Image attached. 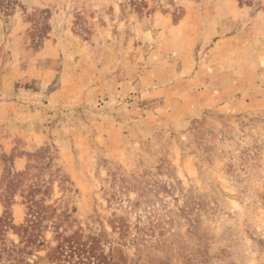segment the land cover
Returning a JSON list of instances; mask_svg holds the SVG:
<instances>
[{"label": "rangeland", "instance_id": "374dc122", "mask_svg": "<svg viewBox=\"0 0 264 264\" xmlns=\"http://www.w3.org/2000/svg\"><path fill=\"white\" fill-rule=\"evenodd\" d=\"M35 182L58 218L12 252ZM1 216L0 264H56L53 220L123 264H264V0H0Z\"/></svg>", "mask_w": 264, "mask_h": 264}, {"label": "trees", "instance_id": "16d2710c", "mask_svg": "<svg viewBox=\"0 0 264 264\" xmlns=\"http://www.w3.org/2000/svg\"><path fill=\"white\" fill-rule=\"evenodd\" d=\"M24 171H17V176H22ZM20 179L13 178L11 185L18 186ZM40 183H32L29 187V191L26 194L27 203V217L24 223L20 225L22 231L21 239L18 244L12 242L11 251L14 252L16 249L22 251L23 246H30L34 243L36 235L38 234L40 223L43 219H49L56 214V207L53 204H45L41 200L35 198L37 193H42ZM67 220V218H65ZM55 228V240L56 245L51 247L47 254L42 257V260L54 262L56 264H123V261L119 262L116 260L115 255L110 250L108 253L101 247V240L98 234L85 235L82 228L73 230L71 233L66 231H60V226L56 220L52 221ZM2 225L7 226V217H0V227ZM47 227V225L43 226ZM114 229L116 226H113ZM119 228L123 230L122 235L129 229L123 228L119 225ZM140 232V227H138ZM1 232V229H0ZM132 241L139 240V237L133 236L130 238ZM40 243V245H42ZM18 258V257H17ZM16 259V258H15ZM18 260V259H17ZM19 262H24L22 258H19ZM26 264H37V261L33 263L25 262Z\"/></svg>", "mask_w": 264, "mask_h": 264}, {"label": "crops", "instance_id": "0c3cea01", "mask_svg": "<svg viewBox=\"0 0 264 264\" xmlns=\"http://www.w3.org/2000/svg\"><path fill=\"white\" fill-rule=\"evenodd\" d=\"M22 160V158L21 157H18L17 158V160H15V163H17V164H22L21 161ZM27 164V163H26ZM26 164L25 165H19L18 167H19V169L21 168V169H23V168H25L26 167Z\"/></svg>", "mask_w": 264, "mask_h": 264}]
</instances>
